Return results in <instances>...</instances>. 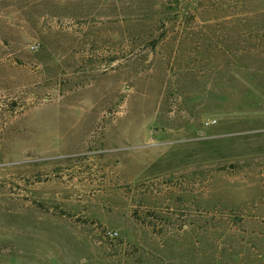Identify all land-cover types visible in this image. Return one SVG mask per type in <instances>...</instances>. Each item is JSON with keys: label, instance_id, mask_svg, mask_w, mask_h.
<instances>
[{"label": "rangeland", "instance_id": "1", "mask_svg": "<svg viewBox=\"0 0 264 264\" xmlns=\"http://www.w3.org/2000/svg\"><path fill=\"white\" fill-rule=\"evenodd\" d=\"M0 264H264V0H0Z\"/></svg>", "mask_w": 264, "mask_h": 264}, {"label": "built area", "instance_id": "2", "mask_svg": "<svg viewBox=\"0 0 264 264\" xmlns=\"http://www.w3.org/2000/svg\"><path fill=\"white\" fill-rule=\"evenodd\" d=\"M106 235L107 237H110V238H116L119 234L115 231H107Z\"/></svg>", "mask_w": 264, "mask_h": 264}]
</instances>
